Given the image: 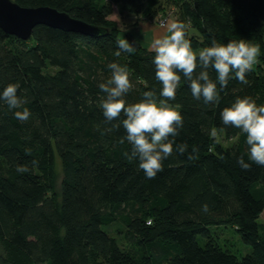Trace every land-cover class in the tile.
Here are the masks:
<instances>
[{
	"label": "trees",
	"instance_id": "trees-1",
	"mask_svg": "<svg viewBox=\"0 0 264 264\" xmlns=\"http://www.w3.org/2000/svg\"><path fill=\"white\" fill-rule=\"evenodd\" d=\"M13 1L54 7L102 31L83 35L38 24L23 40L0 28V92L19 83L17 96L26 101L10 109L0 100V264H264L258 222L264 166L248 159L246 134L220 117L237 97L264 104V0ZM114 8L120 17L148 19L171 11L197 30L191 36L185 30L193 49L211 46L213 39L260 45L249 83L234 73L222 90L217 83L218 104L194 99L180 74L170 103L180 106L183 127L152 179L138 160L124 156L131 151L126 140L120 143L125 130L107 131L119 121L106 122L100 107L105 94L98 85L111 77L110 62L128 68L133 87L127 103L139 102L146 91L159 96L161 89L151 48L128 37L135 51L115 55L121 29L109 17ZM209 74L215 81V71ZM23 108L30 112L27 121L15 116ZM214 128L223 139L210 135ZM181 143L187 145L183 154L176 150ZM55 154L62 170L59 193L52 184ZM241 156L250 169L241 168ZM19 165L29 170L18 172ZM115 220L124 227L126 247L102 228ZM228 227L249 252L237 256L218 243Z\"/></svg>",
	"mask_w": 264,
	"mask_h": 264
},
{
	"label": "clouds",
	"instance_id": "clouds-1",
	"mask_svg": "<svg viewBox=\"0 0 264 264\" xmlns=\"http://www.w3.org/2000/svg\"><path fill=\"white\" fill-rule=\"evenodd\" d=\"M187 25L172 21L166 25L164 34L158 35L151 44L155 53L152 63L155 67V78L161 84L159 96L154 91H146L139 102L127 103L126 94L132 89L130 73L126 65L110 62L108 68L111 77L98 86L105 94L101 98L100 107L106 122L116 120L112 129L122 126L126 135L125 140L131 146L130 152L124 156L129 160H138V167L146 178H155L163 170L162 162L173 153V144L179 130L183 127V117L178 111L179 105L170 101L175 100L176 91L181 81V75L188 82L191 94L196 100H203L205 105L218 104L220 100L217 83L220 90L227 87L229 79H237L242 84H248L246 75L252 70L260 54V45L244 39L229 40L218 43L212 40L211 46L194 51L191 41L186 38ZM119 57L122 52L133 53L135 48L124 38L117 41ZM199 69V71H197ZM209 69L215 71V81L210 77ZM19 83L8 84L0 92V100L10 109H20L26 103L17 96ZM121 114L125 117L120 120ZM15 116L20 121H27L30 112L27 108L16 111ZM222 123L240 129L246 134L248 159L260 166H264V104L257 105L250 96L237 97L220 113ZM210 135L215 138L218 133L214 128ZM186 144H179L176 150L183 154ZM237 162L244 170L250 169L243 156ZM33 165L36 161L32 162ZM27 165H19L18 172H27ZM202 211H209L208 205H202Z\"/></svg>",
	"mask_w": 264,
	"mask_h": 264
},
{
	"label": "water",
	"instance_id": "water-1",
	"mask_svg": "<svg viewBox=\"0 0 264 264\" xmlns=\"http://www.w3.org/2000/svg\"><path fill=\"white\" fill-rule=\"evenodd\" d=\"M38 24L83 35H94L102 31L99 26L48 5L22 6L13 0H0V28L6 33L26 40Z\"/></svg>",
	"mask_w": 264,
	"mask_h": 264
},
{
	"label": "rangeland",
	"instance_id": "rangeland-1",
	"mask_svg": "<svg viewBox=\"0 0 264 264\" xmlns=\"http://www.w3.org/2000/svg\"><path fill=\"white\" fill-rule=\"evenodd\" d=\"M112 14L109 17L113 18L116 21V23L119 25V19L117 16L118 14H117L115 8H114V11ZM128 16L133 17V15H128ZM126 17L127 16H124L123 20ZM169 18H170L169 23L172 21H177L174 13H172ZM139 21H141V24L132 23V24H128V25L122 27L121 31L119 32L120 37L124 38V39L125 38L127 39L128 37H130L132 39V41L139 42L140 44L147 47V45L149 43H151L158 35L165 33L166 28H164L163 30L158 29V28L154 29L153 28L154 24H152V25L146 24L144 18L139 19ZM142 21H144V22L142 23ZM154 30H156L157 33L154 34ZM186 31H187L188 36L196 35L198 33L194 27L189 26V25H187ZM193 50L198 51L199 48H194ZM217 137H219V139H223L220 134H218ZM230 142H231L230 140H225L224 144H228ZM53 172H54V175L52 178L53 188H54L56 193H59L60 182H61V177H62V170H61L60 161H59L56 154L54 157ZM258 222L262 223L264 225V214H263V212L259 216ZM262 224L260 226L262 228H264V226ZM214 227L215 226H211L212 231L216 230ZM102 228H103V230L107 231L109 234H112V236H115V238L118 240V243L120 244V246L126 247L127 243H126L125 239L123 238V235H124L123 234V228L124 227L119 220H115V221L109 223V225L104 224V225H102ZM222 228H224V226H222ZM222 237L227 238V239L222 240ZM198 240H199L200 244H203L204 240L202 238L198 239ZM218 243L223 248L228 249L231 252L235 253L237 256H242V255H244L250 251V245L242 242L240 240L239 236L237 235V233L234 232L233 229L230 227L224 229V232H222V234H220V239L218 240Z\"/></svg>",
	"mask_w": 264,
	"mask_h": 264
},
{
	"label": "crops",
	"instance_id": "crops-1",
	"mask_svg": "<svg viewBox=\"0 0 264 264\" xmlns=\"http://www.w3.org/2000/svg\"><path fill=\"white\" fill-rule=\"evenodd\" d=\"M115 10H116V8H115ZM116 12H117V10H116ZM113 15V14H112ZM118 16V15H117ZM123 18H124V16H122V17H120V16H118V19H119V26H120V29L122 28V27H124V26H126V25H128V24H132V23H137V24H141V21H139V19H141V18H144L145 19V23L146 24H149V25H152V24H154L153 25V28L154 29H164V28H166V25L169 23V19L166 21V23H165V25L164 26H159L157 23H156V20H155V18H152V19H148V18H145V17H142V16H139V15H135V16H133V17H130V16H127L124 20H123ZM111 19H113V18H111ZM114 20V19H113ZM144 21H142V23H143ZM155 33H157V31L156 30H154V34ZM153 42V41H152ZM152 42L151 43H149L148 45H147V47L148 48H151V44H152ZM262 212H263V214H264V210H262ZM261 212V213H262ZM261 213H260V215H261Z\"/></svg>",
	"mask_w": 264,
	"mask_h": 264
},
{
	"label": "built area",
	"instance_id": "built-area-1",
	"mask_svg": "<svg viewBox=\"0 0 264 264\" xmlns=\"http://www.w3.org/2000/svg\"><path fill=\"white\" fill-rule=\"evenodd\" d=\"M172 14L171 11H165V12H161L158 13L154 18L156 20V23L159 26H164L166 21L169 19L170 15Z\"/></svg>",
	"mask_w": 264,
	"mask_h": 264
}]
</instances>
